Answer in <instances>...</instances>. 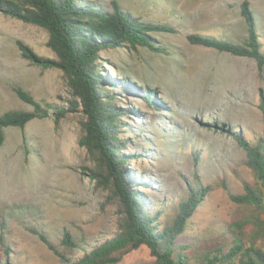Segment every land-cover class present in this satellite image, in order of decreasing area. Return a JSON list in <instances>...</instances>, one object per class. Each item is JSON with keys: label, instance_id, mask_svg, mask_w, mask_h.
<instances>
[{"label": "rangeland", "instance_id": "1", "mask_svg": "<svg viewBox=\"0 0 264 264\" xmlns=\"http://www.w3.org/2000/svg\"><path fill=\"white\" fill-rule=\"evenodd\" d=\"M82 1L106 12H112V3H117L122 12L141 22L168 25L176 31L151 34L166 54L107 50L99 55L98 71L113 84L127 82L129 86V95L116 106L128 112L122 121L136 135L126 136L129 148L124 153L142 154L130 158L126 169L139 189L146 186L140 189L146 203L168 204L181 197L186 184H192L191 155L198 153L197 173L211 192L188 221L184 237L210 242L221 227L249 214L248 208L232 203L220 185L224 181L230 191L242 193L241 185L253 182L243 165L245 153L232 135L252 139L253 134L263 133L258 105L259 91L264 94V71L259 76L253 60L192 46L186 36L202 34L242 44L247 33L240 5L246 1L264 43V0ZM17 42L39 56L53 58L44 31L0 14V116L33 111L18 99L14 88L28 92L36 101L62 106L69 98L62 73L30 65L21 58ZM80 121L82 115L74 114L58 128L49 118L30 122L23 132L2 130L1 264H62L38 234L73 261L116 233L117 200H107V193L95 190L83 174L88 164L77 144ZM64 232L78 249L61 244ZM150 261L149 251L142 247L120 264Z\"/></svg>", "mask_w": 264, "mask_h": 264}, {"label": "trees", "instance_id": "2", "mask_svg": "<svg viewBox=\"0 0 264 264\" xmlns=\"http://www.w3.org/2000/svg\"><path fill=\"white\" fill-rule=\"evenodd\" d=\"M0 14L47 34L46 47L53 58L39 56L21 42L16 43L17 49L30 65L61 72L69 94L64 104L57 106L36 101L28 92L14 88L18 99L33 111L0 116V145L3 129L17 128L23 132L30 122L49 118L58 128L68 116L80 114L81 135L77 144L85 151L88 164L82 168L83 174L91 180L95 190L104 191L107 200H117L119 204L117 231L113 237L82 251V256L73 261L66 260L44 235L38 234L39 240L62 264H120L125 256L142 247L149 251L151 258L146 264H264V130L262 134H253L252 139L232 135L245 153L243 165L251 172L253 182L243 183L242 193H233L224 181L220 187L232 203L248 208L249 214L242 221L221 227L218 236L210 242L199 243L197 238L184 237L188 221L211 192V187L203 184L197 173L198 153L191 155L192 184H186L182 196L168 204L146 203L140 191L146 186L139 189L126 169L130 158L142 155L124 153L129 148L126 136L136 135L122 121L128 112L116 103L124 102L129 86L127 82L113 84L99 73V55L117 49L133 52L145 49L166 54L151 34H175L172 27L141 22L122 12L117 3H112V12H106L82 0H0ZM240 15L247 33L242 44L202 34H189L186 40L192 46L253 60L261 76L264 43L248 2L240 5ZM258 108L264 126L261 90ZM217 125H214L217 130L226 132ZM61 244L78 249L68 232L62 235ZM1 247L7 255V249L4 245Z\"/></svg>", "mask_w": 264, "mask_h": 264}]
</instances>
